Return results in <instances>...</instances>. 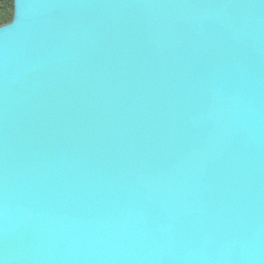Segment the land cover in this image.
<instances>
[{
  "label": "water",
  "instance_id": "water-1",
  "mask_svg": "<svg viewBox=\"0 0 264 264\" xmlns=\"http://www.w3.org/2000/svg\"><path fill=\"white\" fill-rule=\"evenodd\" d=\"M0 262L264 264V0H13Z\"/></svg>",
  "mask_w": 264,
  "mask_h": 264
},
{
  "label": "trees",
  "instance_id": "trees-1",
  "mask_svg": "<svg viewBox=\"0 0 264 264\" xmlns=\"http://www.w3.org/2000/svg\"><path fill=\"white\" fill-rule=\"evenodd\" d=\"M0 27L12 21L13 0H0Z\"/></svg>",
  "mask_w": 264,
  "mask_h": 264
},
{
  "label": "snow or ice",
  "instance_id": "snow-or-ice-1",
  "mask_svg": "<svg viewBox=\"0 0 264 264\" xmlns=\"http://www.w3.org/2000/svg\"><path fill=\"white\" fill-rule=\"evenodd\" d=\"M0 264H2V262H0Z\"/></svg>",
  "mask_w": 264,
  "mask_h": 264
},
{
  "label": "rangeland",
  "instance_id": "rangeland-1",
  "mask_svg": "<svg viewBox=\"0 0 264 264\" xmlns=\"http://www.w3.org/2000/svg\"><path fill=\"white\" fill-rule=\"evenodd\" d=\"M0 9H1V7H0Z\"/></svg>",
  "mask_w": 264,
  "mask_h": 264
}]
</instances>
